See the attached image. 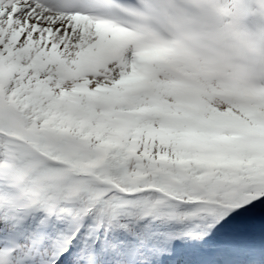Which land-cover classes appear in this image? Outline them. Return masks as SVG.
<instances>
[{"label": "snow or ice", "instance_id": "6c2138e0", "mask_svg": "<svg viewBox=\"0 0 264 264\" xmlns=\"http://www.w3.org/2000/svg\"><path fill=\"white\" fill-rule=\"evenodd\" d=\"M0 264H264V0H0Z\"/></svg>", "mask_w": 264, "mask_h": 264}]
</instances>
